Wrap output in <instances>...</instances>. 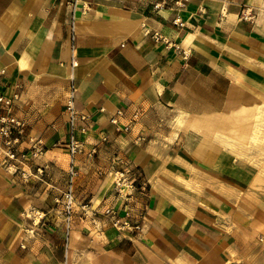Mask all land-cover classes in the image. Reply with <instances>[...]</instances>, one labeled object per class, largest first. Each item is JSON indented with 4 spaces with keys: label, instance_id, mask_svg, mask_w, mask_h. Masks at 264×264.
I'll return each instance as SVG.
<instances>
[{
    "label": "crops",
    "instance_id": "0c3cea01",
    "mask_svg": "<svg viewBox=\"0 0 264 264\" xmlns=\"http://www.w3.org/2000/svg\"><path fill=\"white\" fill-rule=\"evenodd\" d=\"M0 97L43 145L22 180L0 138V264H264V0H0ZM124 166L140 231L101 215Z\"/></svg>",
    "mask_w": 264,
    "mask_h": 264
},
{
    "label": "built area",
    "instance_id": "2783aa9c",
    "mask_svg": "<svg viewBox=\"0 0 264 264\" xmlns=\"http://www.w3.org/2000/svg\"><path fill=\"white\" fill-rule=\"evenodd\" d=\"M0 104L5 108V113L0 114V138L2 140L1 151L3 155V166L6 169L12 170L14 173H20L22 180H26L29 175L19 167H23L27 161L28 154L32 158H37L43 153V145L41 140H31L28 152H18L19 138L24 135L25 128L22 121L10 114L9 108L11 102L0 97ZM65 112L67 114L68 126V141L66 149L70 157V167L67 171L66 190L62 193L56 204L60 206V213L64 219V223L68 227L76 212L79 211L82 216L96 218L97 212L90 211L89 204L78 202L74 192V180L77 177V170L73 166V159L78 154L82 153V144L75 138L77 131V123L87 119V115L78 112L74 107L73 91L70 90L66 102ZM122 116V112L118 111L115 117L111 120L112 124L118 127L117 117ZM83 130H81L82 132ZM142 187L138 185L135 170L129 166H124L122 169L114 170L112 173V190L115 197L122 202L120 213L118 209L113 207L103 210L101 215L109 220L112 228L119 232L125 231H140L141 225L135 222L132 216V210L128 207L129 202L137 192H141ZM35 217H40L39 213ZM34 223V220H31Z\"/></svg>",
    "mask_w": 264,
    "mask_h": 264
}]
</instances>
